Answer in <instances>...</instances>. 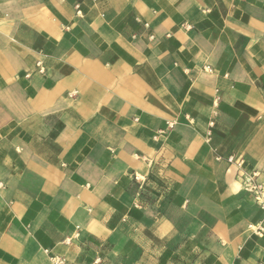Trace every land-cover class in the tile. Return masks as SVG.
Here are the masks:
<instances>
[{
    "label": "crops",
    "instance_id": "0c3cea01",
    "mask_svg": "<svg viewBox=\"0 0 264 264\" xmlns=\"http://www.w3.org/2000/svg\"><path fill=\"white\" fill-rule=\"evenodd\" d=\"M231 157L264 179V0H0V264H264Z\"/></svg>",
    "mask_w": 264,
    "mask_h": 264
},
{
    "label": "built area",
    "instance_id": "2783aa9c",
    "mask_svg": "<svg viewBox=\"0 0 264 264\" xmlns=\"http://www.w3.org/2000/svg\"><path fill=\"white\" fill-rule=\"evenodd\" d=\"M38 73L44 74L45 69L43 67V63L40 62L37 64ZM29 76V75H28ZM210 127L213 128L215 123L211 122ZM169 129L174 128V123H168ZM228 162L231 164H236L239 169L238 174V181L242 185L244 191L251 194L254 197L256 204L260 207V209L264 212V179H261V175L259 173L247 174L242 171V161L237 162L234 157L228 159ZM134 180L138 183L142 182L143 180L139 178L138 175L134 176ZM256 234L263 235L264 230L261 228L256 229ZM54 264H66V261L62 258L54 257L53 259Z\"/></svg>",
    "mask_w": 264,
    "mask_h": 264
}]
</instances>
